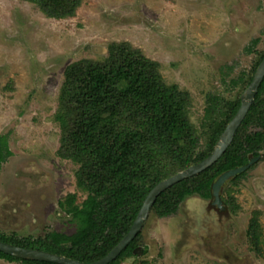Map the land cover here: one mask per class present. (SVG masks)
<instances>
[{
	"label": "rangeland",
	"instance_id": "obj_1",
	"mask_svg": "<svg viewBox=\"0 0 264 264\" xmlns=\"http://www.w3.org/2000/svg\"><path fill=\"white\" fill-rule=\"evenodd\" d=\"M121 41L156 61L167 84L190 92V119L201 132L210 99L240 98L247 86L238 77L264 52V0H82L61 19L28 0H0V234L78 229L59 206L70 193L78 203L86 197L80 164L63 154L59 93L68 65L103 61ZM226 190L224 212L199 195L170 216L151 211L120 264H264V152ZM0 264L28 263L0 257Z\"/></svg>",
	"mask_w": 264,
	"mask_h": 264
},
{
	"label": "trees",
	"instance_id": "obj_2",
	"mask_svg": "<svg viewBox=\"0 0 264 264\" xmlns=\"http://www.w3.org/2000/svg\"><path fill=\"white\" fill-rule=\"evenodd\" d=\"M28 1L57 19L74 16L82 3V0ZM263 57L264 52L249 75L245 71L240 74L241 84L247 86L251 82ZM191 106L190 92L177 84H167L159 64L129 42H112L103 61L82 59L68 65L55 120L63 132V154L80 164L77 186L86 197L78 203L77 195L70 193L59 206L78 221V229L72 234L50 231L35 238L0 234V240L82 262L105 256L128 232L146 195L159 181L211 154L237 112L240 98L222 103L210 99L201 132L190 119ZM4 144L0 137V157ZM261 152H264V78L223 155L200 173L162 192L151 211L166 217L176 213L188 196L211 200L212 184L221 173L246 164ZM247 170L223 184L220 196L227 209H231L224 195L228 193L227 183L242 178ZM258 226L253 219L250 234L256 241L260 238ZM140 235L141 231L108 264H120L121 259L132 256ZM0 257L28 264H58L20 259L1 251Z\"/></svg>",
	"mask_w": 264,
	"mask_h": 264
},
{
	"label": "water",
	"instance_id": "obj_3",
	"mask_svg": "<svg viewBox=\"0 0 264 264\" xmlns=\"http://www.w3.org/2000/svg\"><path fill=\"white\" fill-rule=\"evenodd\" d=\"M264 78V57L258 64L254 76L248 86L244 89L240 95V106L231 120L227 123L223 132L220 134L219 139L216 141L214 150L204 159L190 166L162 179L159 181L146 195L143 204L138 211L135 220L133 221L128 232L119 240V242L102 258L92 262H82L80 260L67 257L65 255L52 253L46 250L27 248L18 245H14L9 242L0 240V251L8 255L37 261H48L58 264H108L113 261L121 251L137 236L141 231L148 215L151 211L153 204L157 197L167 190L172 185L180 182L181 180L190 176L196 175L211 166L216 162L226 151L231 144L237 128L245 118L254 98L258 91L259 85ZM260 158V155L254 156L249 159L246 164L229 169L221 173L212 184V196L214 205L223 207V201L220 196V191L223 184L230 178L246 171L250 166ZM135 252V249L133 250Z\"/></svg>",
	"mask_w": 264,
	"mask_h": 264
},
{
	"label": "flooded vegetation",
	"instance_id": "obj_4",
	"mask_svg": "<svg viewBox=\"0 0 264 264\" xmlns=\"http://www.w3.org/2000/svg\"><path fill=\"white\" fill-rule=\"evenodd\" d=\"M255 73V72H254ZM253 76H254V74H253ZM248 86V85H247ZM254 157V156H253ZM252 158V157H251ZM212 201H213V198L211 199V204L212 205H214L213 203H212ZM219 210H221V211H226L227 210V207L223 204V207L222 208H220V207H218L217 205H215Z\"/></svg>",
	"mask_w": 264,
	"mask_h": 264
}]
</instances>
